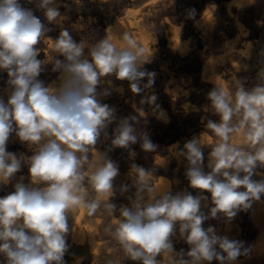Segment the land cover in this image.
<instances>
[{"label":"clouds","instance_id":"obj_1","mask_svg":"<svg viewBox=\"0 0 264 264\" xmlns=\"http://www.w3.org/2000/svg\"><path fill=\"white\" fill-rule=\"evenodd\" d=\"M36 6L49 22L61 15L55 0H36ZM236 6L242 7L243 0H236ZM195 15L194 8L187 10L188 18ZM48 31L20 0H0V70L7 72L11 89L7 102L0 99V184L14 178L22 162L28 165L31 181L29 185L16 183L12 193L0 198V254L6 264H65L69 213L80 208L89 217L102 208L109 215L115 213L116 206L109 198L118 165L102 153L92 163L89 155L116 120L115 108L99 100L110 92L98 93L97 88L102 78L114 75L128 81L133 94H140L152 88L156 77L155 72L143 68L150 57L130 33L119 37L120 46L108 37L101 39L91 44L85 55L84 42L77 43L65 29L54 44L63 59L48 61L54 72L61 73L60 85L45 86L38 77L46 62L38 59L40 49L36 46ZM145 78L147 83L142 84ZM157 99L152 94L140 103L159 110ZM208 99L220 118L206 124L217 141L210 146L211 171L205 173L202 168L201 145L208 144L206 134L187 141L181 154L189 165L186 176L190 186L210 193L214 206L205 215L201 211L205 196L164 193L157 199L159 182L154 170L132 164L136 198L130 208L119 209L118 224L108 230L124 256L133 261L162 264L156 257L167 252L168 264H210L213 260L234 264L238 257L249 254L243 241L217 235L213 227L202 225L218 214L230 221L264 195V179H252L257 166H264V73L261 83L251 90L234 80V91L216 86ZM164 115L158 112L159 118ZM134 123H138L135 116L119 120L112 147L130 149L139 142L143 151L155 152L158 146L147 132H138ZM13 132L34 149L31 157L18 158L6 150ZM234 134H240L249 147L233 144ZM130 155L135 156V152ZM177 224L181 237L190 245L187 259L173 250L170 237L175 235Z\"/></svg>","mask_w":264,"mask_h":264},{"label":"bare ground","instance_id":"obj_2","mask_svg":"<svg viewBox=\"0 0 264 264\" xmlns=\"http://www.w3.org/2000/svg\"><path fill=\"white\" fill-rule=\"evenodd\" d=\"M188 1L198 6L195 17L191 19L183 12L184 9L182 11L179 8L176 0H123L124 7L114 5L115 0H83L84 5L81 6H78L79 1H72L67 5H56L62 18L57 19L56 23L51 22V26L48 27L50 31L36 46L40 49V55L44 54L46 62L38 79L45 86L51 87H59L61 73L54 72L53 64L48 61H51L53 57L63 59L55 52L54 44L60 32L65 29L77 43L84 42L85 55L91 44L106 37L120 46L119 37H122L124 33H130L146 49V56L150 57V61L144 66L148 71L156 73L152 88L140 94H133L130 87H124V83L123 85L118 83L120 80L114 75L102 78L98 88L102 92L105 89L110 92L107 98L105 96L106 101L110 107L117 108L116 120L112 127L116 128L119 120L132 116L137 117L138 123H134V126L138 132L152 133L154 130L157 132V129L167 132L175 126L183 127L184 125V129H181L183 136H179L181 139L175 141L177 134L165 136L166 140L172 141L171 144L162 148L159 154H153V159H149V155L145 154V156L141 151L134 150L136 147L132 150L118 149L121 155L127 158L130 166L142 162L143 166L154 170V176L159 182L155 192L157 199L164 193L177 194L180 188L176 181L177 171L182 169L186 173L189 167L187 160L181 154L184 151V145L193 138L199 140L203 134L207 135L208 144L201 145L204 157L202 168L205 173L211 171L208 167L210 146L217 141L206 128V124L208 120L219 122L220 118L211 113L210 109L205 110L204 104L201 103L202 92H210L218 86L231 93L234 91V80L241 81L246 90H251L261 83V73H264V46L262 45L264 40H261L260 45L259 39L255 38L258 31L261 33L264 31V0H243L242 7L236 6V0H210L207 4L206 0ZM20 4L26 8L28 5L36 4V0H20ZM224 30L226 32L222 33L221 41L224 39L228 42L221 45L220 39H215L218 34L216 36L214 34ZM218 41L221 46L216 44ZM179 45H181L180 48H177ZM108 78L113 82H106ZM7 81V72L0 70V99L5 102L11 91ZM144 83H147V78L142 81V84ZM152 94L158 97L156 104L159 105V110H154L155 105L140 103L142 98ZM141 110L143 113L140 114ZM159 111L165 114L163 118L158 117ZM111 128L105 130L107 137L101 134L95 148L91 150L89 155L92 163H96L99 153H104L107 144L111 145L115 129L111 130ZM177 129L180 130V128ZM232 143L238 147H249L240 134H234ZM6 150L14 153L18 158L26 159L34 154V149L27 146L25 142H21L14 132L9 137ZM131 151L135 152V156L130 155ZM259 169L256 168L253 180L264 179V170ZM117 176H120L121 181L122 179L129 181L135 187L134 175L131 171L122 172L121 170ZM18 182H23L25 185L31 183L28 165L25 162H22L21 169L14 178L7 184H0V198L12 193L14 185ZM183 186V189L186 188ZM191 192L193 193V188L190 186L188 193L192 194ZM118 195L109 198V202L116 206V211L108 217L103 216L101 211L103 208L98 211L99 216H93L94 218L89 217L83 208L69 213L70 232L66 237L69 248L64 256L65 264H111L113 262L141 264L140 261L125 257L119 245L116 244L117 247H114V243L117 242L108 230L118 224L119 209L130 208L134 200L130 197L132 194L127 198L120 196L121 199L116 198ZM147 200L146 195L144 202ZM207 202H201V211L205 215H208L210 208L214 206ZM210 222L216 225L217 235L227 236L230 240L243 241L244 246L250 249L247 256L238 257L234 264H264V195L259 201H254L247 210L239 211L230 221L223 214H218L216 218L206 220L202 226L207 229L205 224ZM170 239L174 252L183 253L184 258L187 259L190 245L181 237L178 224L175 235ZM156 259L162 264H168V253L158 255ZM210 264H219V262L213 260Z\"/></svg>","mask_w":264,"mask_h":264},{"label":"rangeland","instance_id":"obj_3","mask_svg":"<svg viewBox=\"0 0 264 264\" xmlns=\"http://www.w3.org/2000/svg\"><path fill=\"white\" fill-rule=\"evenodd\" d=\"M58 1H60L59 3H58ZM68 1H70V2H68ZM72 1H76V2H78L79 1V5L78 6H81V5H84L82 2H83V0H56L55 2H56V5H67V4H69V3H71ZM119 1V2H118ZM176 2L178 3V6H179V8L183 11V9H184V13L187 15V10L188 9H195L196 10V12L198 11L197 10V8H198V6L196 5V4H194L193 2H189L188 0H176ZM206 2V4L207 3H209L210 2V0L208 1V0H206L205 1ZM62 3V4H61ZM117 4V6H119V7H124L122 4H123V0H115V3H114V5H116ZM186 4V5H185ZM32 6V7H31ZM186 6V7H185ZM27 7H29L28 9H31L32 10V12H33V14H35V16L36 17H38L40 20H41V22L45 25V27L46 28H48V27H50L51 26V24L52 23H56V21H58V20H56V21H54V22H49V21H47V19H46V17H45V15H44V11L42 10V9H39L38 7H36V4H31V5H28ZM27 7H26V9H27ZM191 7V8H190ZM35 8L37 9V10H35ZM34 10H35V12H34ZM41 10V11H40ZM43 11V12H42ZM70 11H71V9H70ZM62 16V15H61ZM60 16V17H61ZM59 17V18H60ZM58 18V19H59ZM62 18V17H61ZM60 18V19H61ZM45 19V20H44ZM46 21H47V24H46ZM226 32V30H224V31H220L219 33L218 32H216L215 34H214V36H216L217 34V37L215 38V39H217V40H219L220 42H221V45L224 43H226V42H228V40H224V39H222V41H221V38H222V36H223V34ZM264 31H262V33L260 32V31H258L257 33H256V35H255V38L256 39H259L258 41L260 42V45H261V42L264 40L263 38V33ZM223 33V34H222ZM220 35V36H219ZM213 36V37H214ZM219 38V39H218ZM230 40V39H229ZM262 40V41H261ZM218 41V43H216L217 45H220L219 42ZM224 41V42H223ZM220 45V46H221ZM262 45L264 46V42H262ZM44 58H45V56H44V54H42L41 53V55H39V57H38V59H41V60H44ZM143 68L144 69H147L144 65H143ZM6 72V71H5ZM126 81V80H125ZM118 81V83H120V84H122L123 85V83H124V87H130V86H128L129 85V82L128 81ZM106 82H113V80L112 79H110V78H108V79H106ZM126 83V84H125ZM128 84V85H127ZM97 91H98V93H101L102 91L101 90H99V88H97ZM201 92H202V90H201ZM203 93V94H202ZM201 94L202 95H200L201 96V103H202V105L205 107V110H207V111H209V109L211 110L210 112L211 113H213L215 116H217V114H215L214 112H213V110L211 109V102H210V100L208 99V95L207 94H209V92L208 91H206V92H202ZM205 93V94H204ZM203 96V97H202ZM101 98H103V99H101ZM106 98H107V96H106ZM105 98V96H103V95H101V96H99V99H100V102L101 103H106V104H108L107 103V99ZM206 98V99H205ZM102 100V101H101ZM205 103H204V102ZM209 101V102H208ZM209 104H208V103ZM200 103V104H201ZM208 105H209V107H208ZM202 106V107H203ZM114 108H115V106H113ZM207 108V109H206ZM117 108H115V110H116ZM111 125V126H110ZM109 125V127H107V129H109V128H111L112 127V125H113V123L112 124H110ZM115 128V126L114 127H112L111 128V130H113ZM176 129V130H174V129ZM172 129H170L169 131H163V130H159V129H157L156 131L157 132H154L153 130V132L152 133H150V132H148V135H149V137H150V135H151V137H150V139H151V141L152 142H154L155 144L157 143L158 144V147H157V149H159L158 151H155V152H145V151H143L142 150V148L140 147V143H138V145L137 144H135V145H132V146H130V150H132V149H134L135 147V149L134 150H138V151H141L144 155L146 154V155H149L148 156V158L149 159H153L154 158V156H153V154L154 155H157V153L159 154V152L161 151V149L162 148H164V147H166V146H168L169 144H171V142L172 141H168V140H166L164 137L165 136H168V135H171V134H177V139H175V141H177V140H180L181 138L180 137H182L183 136V134H182V130L184 129V125H183V127H182V125H178L177 127L175 126V127H173ZM177 128H180V130L179 129H177ZM106 129V130H107ZM182 129V130H181ZM178 132V133H177ZM180 132V133H179ZM160 133H161V135H160ZM157 134V135H156ZM180 136V137H179ZM104 141H106L105 139H103ZM158 141H159V143H158ZM173 142H174V140H173ZM26 143V142H25ZM156 144V145H157ZM162 144H163V146H162ZM26 145L27 146H29L27 143H26ZM108 145V144H107ZM106 145V147L107 148H105V150H104V153L103 154H105L106 155V157L107 158H111V160L112 161H114L117 165H118V169H119V172H121V170H122V172H126V171H131V166L127 163V158L126 157H124L123 155H121V153H120V151H118V149L119 148H114V147H111V145L109 146H107ZM140 148H139V147ZM162 146V147H161ZM156 149V150H157ZM111 152H110V151ZM117 152H116V151ZM107 151V152H106ZM109 151V152H108ZM114 151V152H113ZM109 153H110V155H109ZM120 153V154H119ZM149 153V154H148ZM152 154V156H150ZM112 155H114V156H112ZM145 155V156H146ZM122 156V157H121ZM121 157V158H120ZM124 157V158H123ZM117 158H118V160H117ZM124 161V162H123ZM122 162V163H121ZM126 164V165H125ZM138 164V166H141V167H144L145 169H147V170H149V168H147L146 166H143V163L141 162H138L137 163ZM136 164V165H137ZM140 164V165H139ZM123 166V167H122ZM259 166V167H258ZM257 166V169H259V170H264V167L263 166H260V165H258ZM128 167V168H127ZM127 168V169H126ZM130 168V170H128ZM182 169H178V171H177V174H176V178H178V179H180L179 181H178V179H176V181H177V183H178V187H180V188H178V191H177V193H181V191H182V193L184 192V193H188V191H189V188H190V185H189V181H187L188 179H187V176H186V173H185V171H181ZM182 172V173H181ZM181 173V174H180ZM185 174V175H184ZM178 175V176H177ZM179 175H180V177H179ZM183 175V176H182ZM181 176L183 177V179L181 178ZM118 178V179H117ZM117 178H114V180H113V184H115V185H113V190L115 191H113V195H116V194H119L118 196H116V198L117 199H121L120 198V196H123V197H129V195L130 194H132V195H130V197L131 198H133V199H135L136 198V193H135V191H136V188L134 187V186H132V184L129 182V181H125V180H123L122 179V181H121V178H120V176L118 177L117 176ZM119 180L118 182H117V180ZM182 180V181H181ZM124 181V182H123ZM123 184H122V183ZM183 182V183H182ZM126 183V184H125ZM129 183H130V185H129ZM187 183V185H185V184ZM180 184V185H179ZM184 186H183V185ZM117 185H121L120 187H118ZM124 185V186H123ZM132 186V187H131ZM182 186L183 187H185L186 186V188H182ZM187 186H189L188 187V189H187ZM124 188V187H126L127 188V191H122V188ZM130 187V188H129ZM116 188V189H115ZM133 189V190H132ZM118 190V191H117ZM187 190V191H186ZM125 192V193H124ZM134 192V193H133ZM114 193H116V194H114ZM192 193V192H191ZM193 193H195V194H193ZM193 193H192V195L193 196H197L199 193L202 195H204L205 197H207V199H205V200H202V202H207V201H209V202H207V203H211V196H210V194L209 193H207V192H201L200 190H196V189H193ZM121 194V195H120ZM199 194V195H200ZM125 195V196H124ZM175 195V194H174ZM202 195V196H203ZM144 196H146V194L144 195ZM208 196H209V198H208ZM135 197V198H134ZM207 200V201H206ZM212 204V203H211ZM101 211H103L102 212V214H103V216H105V217H108V216H110L106 211H104V210H101ZM107 213V214H105V213ZM96 217L97 216H99V213L97 212V214L95 215ZM94 216V217H95ZM93 217V216H92ZM93 217V218H94ZM214 223H211L210 222V224L209 223H206L205 225L207 226V227H209V226H212L214 229H215V227H216V225L214 226L213 225ZM118 245V243H114V247H117V245ZM1 260H2V262H1ZM6 262V258L2 255V254H0V264H4ZM119 264H121L120 262H118ZM118 263H115V262H113V263H111V264H118ZM6 264V263H5Z\"/></svg>","mask_w":264,"mask_h":264}]
</instances>
